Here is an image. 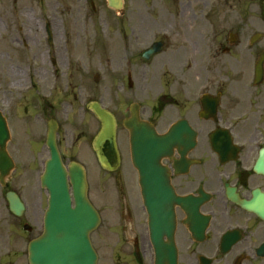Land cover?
Listing matches in <instances>:
<instances>
[{"label":"flooded vegetation","instance_id":"obj_1","mask_svg":"<svg viewBox=\"0 0 264 264\" xmlns=\"http://www.w3.org/2000/svg\"><path fill=\"white\" fill-rule=\"evenodd\" d=\"M188 1L196 3L200 15L193 16L194 30L176 36L190 43L195 56L189 62L190 52L181 47L184 68L171 71L173 75L168 72L171 59L163 57L152 81V97L144 101L142 94L149 84L141 69L163 53L166 42L158 41L163 43L162 51L145 62L144 50H140L144 33L151 36L149 28L161 29L159 18L140 15L133 0H123V28L130 29L132 38L120 83L128 98L117 115L122 121L136 106L140 117L159 135L169 134L170 142L167 155L158 161L155 173L160 179L150 202L144 199L131 159L125 161L120 177L124 189L111 216V223L117 222L120 230L115 243L120 253L113 257L119 264H264V102L256 94L264 80L256 86L233 68L234 46L212 51L209 39L229 37L231 31L208 29L214 12L208 0ZM32 2L41 6L46 0ZM39 19L33 20L37 24L32 42L17 37L23 31L15 29L12 13L1 21L13 41V51L25 58L20 63L23 68L37 69L35 62H29L31 48L41 60L40 47L45 48V56L54 45L58 60L51 58L54 68L84 69L88 63L84 59L76 64L70 60L65 36L62 50L56 38L48 40L47 24H40L38 31ZM160 33L165 35L166 30ZM12 74L7 64H0V116L6 129L5 157L0 155V246H4L0 264H27V246L43 231L48 206V190L42 184L50 156L48 133L54 132L64 166L74 162L84 168L91 202L97 128L85 89L64 106L58 97L44 93L47 88L34 89L27 79L14 85ZM124 138L129 149V135ZM6 160L12 161L13 169L2 175ZM8 195L16 197L22 208L11 211Z\"/></svg>","mask_w":264,"mask_h":264},{"label":"rangeland","instance_id":"obj_2","mask_svg":"<svg viewBox=\"0 0 264 264\" xmlns=\"http://www.w3.org/2000/svg\"><path fill=\"white\" fill-rule=\"evenodd\" d=\"M32 1L34 0H20L12 4L11 0H0V64L1 67L2 64H7V69L12 70L13 84H23L27 77H32L40 81L35 82L36 89L47 88L44 93L48 97L56 96L60 101L70 103L74 100V94L85 89L91 100L98 101L115 114H119L123 109V101L128 98L123 95L124 87L120 83L124 78L123 75L126 74L125 58L132 38L129 28L124 31L122 18H120L121 12L116 13L109 9L106 0H88V2L86 0H46V4L41 3V6ZM208 2L213 5L214 11L209 16L208 29L232 30L237 35L233 54L236 60L233 68L240 70L244 75L243 78H248L252 74L255 58L260 51H264V19L261 16L264 0H208ZM133 3L140 7V15L158 17V27L166 30L165 35L161 34V29L158 28L148 29L151 31V36L149 33H144L140 50L146 48L153 40L166 42L163 53L141 69L143 78L147 79L149 84L142 94V100L145 101L152 97V85L154 84L152 81L159 72L158 67L163 62V57L165 60L171 59L170 71L168 70L171 75V71L177 72L184 68L181 47L187 48L190 52L187 56L189 62L191 57L195 56L191 51L190 43L182 42L177 38L176 33L183 35L190 29L194 30L193 16L200 14L196 3L188 0H133ZM208 8H210L209 5ZM10 13L16 22L15 29L23 31L21 37H17H25L31 42L34 40L33 31L37 24L33 20L43 16L49 18L48 21L59 48L62 49L63 42L68 40L70 60L73 59L76 64L77 61L83 62L82 59H84V63L88 62L86 67L82 69L79 66V70L71 69L72 71H67L65 68L61 71H54L46 62L45 48L40 47V60L34 48L36 46L33 45L34 49L30 50L29 62H35L37 69L26 71L20 64L25 63V58L13 51V41L4 32V25L1 24L2 19H7ZM37 22L39 31L40 19ZM19 24L21 27L17 29ZM256 33L262 34L263 37L253 45L252 49H247L250 38ZM163 36L167 39H163ZM125 38H127V44ZM209 44H211L212 51L215 49L219 51L222 46L228 45L227 38H210ZM50 51L53 56L54 51ZM228 72L229 70L226 71ZM94 76L99 77L98 82H94ZM256 94L260 95L264 102V85ZM123 132L121 129L119 148L123 156V165L120 170L115 173H105L96 164L94 170H90V198L102 218L98 229L91 234V242L99 256L98 264H119L118 259L113 256L118 257L120 253L119 246H115L117 240L120 239V230L117 222L111 223V216H114L113 209L119 200L117 197L118 195L121 197L120 192L124 189H121L123 182L120 177L123 174L124 161L128 159V151ZM3 249L4 246H0V252Z\"/></svg>","mask_w":264,"mask_h":264},{"label":"water","instance_id":"obj_3","mask_svg":"<svg viewBox=\"0 0 264 264\" xmlns=\"http://www.w3.org/2000/svg\"><path fill=\"white\" fill-rule=\"evenodd\" d=\"M107 4L116 10L121 8V0H107ZM261 60L264 61V55L261 56ZM257 68H260V64ZM92 109L101 123L95 142L98 162L106 170H115L118 161L116 165H113L107 154V149L117 153L114 118L98 104H95ZM0 126L3 129L0 131V141H4L6 132L1 119ZM124 127L130 132L134 166L140 173L141 182L146 185L152 179L150 170L158 168L153 160L161 154V150L158 151L160 147L157 141L163 137H157L150 126L137 120L135 114L130 120L124 122ZM69 176L73 186V207L65 171L59 159L49 161L46 178L47 181L52 180L51 184L55 189L49 188L52 197L46 213L45 230L29 245L30 264H96V254L91 247L89 234L98 226L99 216L87 200L83 169L77 165H71Z\"/></svg>","mask_w":264,"mask_h":264},{"label":"bare ground","instance_id":"obj_4","mask_svg":"<svg viewBox=\"0 0 264 264\" xmlns=\"http://www.w3.org/2000/svg\"><path fill=\"white\" fill-rule=\"evenodd\" d=\"M21 79H19V81H20Z\"/></svg>","mask_w":264,"mask_h":264}]
</instances>
